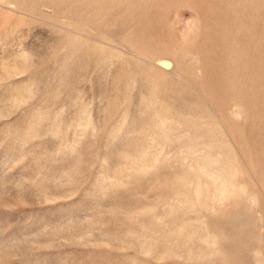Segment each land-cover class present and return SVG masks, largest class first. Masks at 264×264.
Instances as JSON below:
<instances>
[{"label":"rangeland","instance_id":"rangeland-1","mask_svg":"<svg viewBox=\"0 0 264 264\" xmlns=\"http://www.w3.org/2000/svg\"><path fill=\"white\" fill-rule=\"evenodd\" d=\"M0 264H264V0H0Z\"/></svg>","mask_w":264,"mask_h":264},{"label":"bare ground","instance_id":"bare-ground-1","mask_svg":"<svg viewBox=\"0 0 264 264\" xmlns=\"http://www.w3.org/2000/svg\"><path fill=\"white\" fill-rule=\"evenodd\" d=\"M233 48V47H231ZM230 53V51H229ZM153 65L156 67V68H160L162 70H169L171 68H173V64L171 62V60L167 59V58H162V56H160L159 58H156L154 60V63Z\"/></svg>","mask_w":264,"mask_h":264}]
</instances>
